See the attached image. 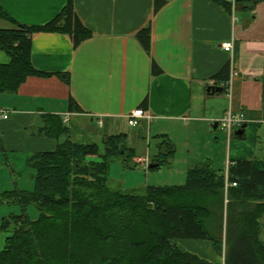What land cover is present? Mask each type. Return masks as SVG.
I'll return each mask as SVG.
<instances>
[{"label":"crops","instance_id":"0c3cea01","mask_svg":"<svg viewBox=\"0 0 264 264\" xmlns=\"http://www.w3.org/2000/svg\"><path fill=\"white\" fill-rule=\"evenodd\" d=\"M156 1L73 0L81 22L93 33L77 49L67 34L33 36L35 68L54 75L29 77L17 94H0V109L8 112L7 119L0 117V164L4 155L13 177L20 159L53 151L67 139L38 134L44 115H59L63 121L68 115L64 123L72 141L100 145L107 136L127 134L122 128L130 127L128 116L139 108L149 116L140 120V134L146 142L150 137L151 144L155 133L158 150H163V140L174 144L170 160L179 161L185 180L188 169L201 163L227 172L233 161H264V0L240 4L231 12L208 0H160L163 4L155 11ZM67 3L0 0V7L21 25L43 26ZM148 26L151 55L136 38ZM12 28L11 21L0 19V29ZM226 43L233 44L232 52L222 48ZM9 61L0 50V64ZM154 62L159 75H153ZM226 66L229 92L209 96V86L224 88L215 76ZM57 73L69 74L71 83ZM71 99L79 112L71 111ZM228 112L241 116L242 137L212 127ZM139 158L150 163L152 156L137 155L133 164ZM140 165L146 169V164ZM2 218L0 251L6 239ZM176 244L213 264L225 263V246L219 255L209 241Z\"/></svg>","mask_w":264,"mask_h":264},{"label":"trees","instance_id":"16d2710c","mask_svg":"<svg viewBox=\"0 0 264 264\" xmlns=\"http://www.w3.org/2000/svg\"><path fill=\"white\" fill-rule=\"evenodd\" d=\"M208 1L232 11L227 0ZM162 4L157 0L155 11ZM0 19L14 24L12 29H0V50L10 57L9 63L0 64V94H17L29 77L54 75L33 64L35 34H67L75 49L93 37L75 12L73 0L43 26L21 25L1 7ZM136 38L151 55V26ZM160 73L154 62L153 75ZM56 75L71 83L69 74ZM215 78L228 93L229 67ZM70 108L79 112L72 99ZM43 122L39 135L67 139L53 151L28 157L27 167L34 172L32 191L1 193L0 205L19 206L21 212L1 220L6 239L0 264H213L182 250L177 241H209L219 255L225 246V264H264V161H233L227 172L201 163L188 169L182 185L148 186L144 195L129 194L109 186L111 161L122 159L131 167L137 157L127 145V134L107 136L101 145L81 144L71 140L59 115L46 114ZM161 147L150 160L158 167L149 170L174 158V144L166 139ZM30 205L39 211L36 220L28 215Z\"/></svg>","mask_w":264,"mask_h":264},{"label":"rangeland","instance_id":"374dc122","mask_svg":"<svg viewBox=\"0 0 264 264\" xmlns=\"http://www.w3.org/2000/svg\"><path fill=\"white\" fill-rule=\"evenodd\" d=\"M140 130V127L136 129L128 127L127 125L123 126L122 131L130 135L129 140L127 141L128 147L133 148L136 151L137 155L142 157L157 155L161 150H158L156 147L154 138L155 133L151 134L152 143L150 144V137L146 142L143 138L145 137V134H140ZM180 155L181 154H179L178 156ZM8 156H11V154H8ZM178 162V160H170V163L166 164V166L158 170H149V168L147 170L143 165H138L137 168H133V165L131 164V168L127 164H124L122 159L115 158L110 163L109 186L114 190H119L124 193L144 195L148 186L182 185L186 180L185 176L182 173V166L178 165ZM17 166L18 168L17 170H15V176L13 177L12 173L5 164L4 155L1 156L0 195L3 191H12L16 189L24 191L33 190L34 172L27 167V160L25 158L20 159L17 163ZM20 212L21 208L19 206H10L5 204L0 205L1 218L3 216H9L13 213L19 214ZM27 212L30 219H38L39 211L36 206L30 205ZM262 229V238L264 240V218L262 219Z\"/></svg>","mask_w":264,"mask_h":264},{"label":"built area","instance_id":"2783aa9c","mask_svg":"<svg viewBox=\"0 0 264 264\" xmlns=\"http://www.w3.org/2000/svg\"><path fill=\"white\" fill-rule=\"evenodd\" d=\"M229 3H231L232 5V9H235V7L237 6L236 1L237 0H227ZM222 48L226 51V52H232L233 51V44L232 43H226L222 46ZM0 117L7 119L8 118V112L0 109ZM145 118H149V116L147 115V113L139 108L134 110L133 112H131L128 116V124L130 127L132 128H136L139 126L140 120L141 119H145ZM69 121V116L67 115L64 118V122H68ZM99 125L102 126L103 123L99 122ZM243 126V120L241 118L240 115L237 114H233L232 112H228L225 117L219 122V127L226 131L228 133L229 136H232L234 134V131L240 129ZM135 163L140 165V164H146V169L148 170L150 163L147 159H136ZM234 186H236V184H233ZM225 264V263H224Z\"/></svg>","mask_w":264,"mask_h":264},{"label":"water","instance_id":"95a60500","mask_svg":"<svg viewBox=\"0 0 264 264\" xmlns=\"http://www.w3.org/2000/svg\"><path fill=\"white\" fill-rule=\"evenodd\" d=\"M224 91V89L222 87L219 86H209L208 88V92H210L212 95H215L217 93H222ZM219 126V123H215L212 127L214 129H217ZM245 133V125H243L240 129L234 131V135L237 137H242ZM158 167V164H152L149 166V168L151 169H155Z\"/></svg>","mask_w":264,"mask_h":264}]
</instances>
